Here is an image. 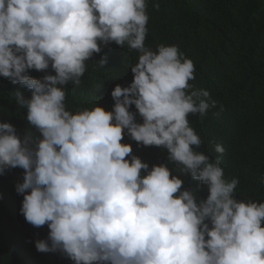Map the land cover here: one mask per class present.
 <instances>
[{
	"label": "clouds",
	"instance_id": "clouds-1",
	"mask_svg": "<svg viewBox=\"0 0 264 264\" xmlns=\"http://www.w3.org/2000/svg\"><path fill=\"white\" fill-rule=\"evenodd\" d=\"M146 9V0H0V77L30 91L16 100L36 132L21 138L0 123V175L24 170L20 214L49 229L36 250L73 264H264V202L234 198L239 180L195 150L202 141L188 117L217 101L190 83L195 66L177 46L145 47ZM112 43L139 53L131 83L113 88L111 111L66 110L65 86H78L86 63ZM125 134L166 149L167 161L207 187L206 199L182 190L167 164L149 169L121 143Z\"/></svg>",
	"mask_w": 264,
	"mask_h": 264
},
{
	"label": "trees",
	"instance_id": "trees-1",
	"mask_svg": "<svg viewBox=\"0 0 264 264\" xmlns=\"http://www.w3.org/2000/svg\"><path fill=\"white\" fill-rule=\"evenodd\" d=\"M149 17L145 47L177 46L194 66L197 88L209 91L216 108L205 114L189 115L190 126L202 143L198 152L210 160H220L227 180L239 183L234 198L264 202V0H146ZM159 4V10L153 7ZM103 67L97 63L105 58ZM139 53L115 43L101 45V52L86 63L78 86L71 82L64 88L66 110L72 113L100 106L111 111L110 95L116 85L127 87L130 71ZM41 79L47 72L29 71ZM30 98V91L0 77V123H10L18 136L36 134L26 119L27 110L16 100V93ZM223 111H220V106ZM130 111L136 112L134 105ZM219 112V115L215 113ZM136 122L142 123L136 115ZM132 147V155L149 165L167 164L173 175L182 179V190H194L198 200L206 199L207 187L180 171L181 166L167 161L162 147H145L125 134L121 141ZM224 148L223 154L214 151ZM143 174V173H142ZM24 170L7 169L0 175V264H73L63 253L38 252L35 241L46 240L47 225L36 228L27 223L20 208L23 194L15 191L23 183Z\"/></svg>",
	"mask_w": 264,
	"mask_h": 264
}]
</instances>
